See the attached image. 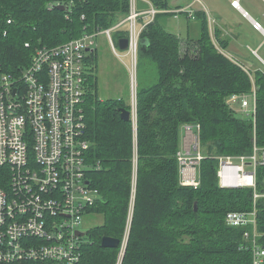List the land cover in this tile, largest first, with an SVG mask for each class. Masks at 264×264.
I'll use <instances>...</instances> for the list:
<instances>
[{
  "label": "trees",
  "instance_id": "1",
  "mask_svg": "<svg viewBox=\"0 0 264 264\" xmlns=\"http://www.w3.org/2000/svg\"><path fill=\"white\" fill-rule=\"evenodd\" d=\"M146 1L165 11L141 34L149 43L140 44V66L155 63L158 76L140 86L136 117L123 119L121 108L131 110V105L122 97L101 99L93 72L88 77V176L101 200L87 213L98 211L104 220L82 235V264L120 259V264H251V242L244 234L249 231L253 238L254 228L228 225L225 218L256 206V238L264 246V196L255 204L254 188L221 187L216 156L264 149V72L252 76L226 56L221 51L226 41L212 38L205 16L201 35L184 39L165 27L164 16L173 14L167 11L170 0H138L141 9ZM67 2L65 10L59 7ZM130 6L131 0H0V72L20 75L38 48L112 27L129 15ZM127 35L114 34L116 40ZM96 55L95 49L89 58ZM254 86L256 114L245 118L229 98L251 96ZM186 126L196 129L204 156L197 188L180 182L178 153ZM256 185L264 195V164L257 168ZM103 236L121 244L102 247Z\"/></svg>",
  "mask_w": 264,
  "mask_h": 264
},
{
  "label": "built area",
  "instance_id": "2",
  "mask_svg": "<svg viewBox=\"0 0 264 264\" xmlns=\"http://www.w3.org/2000/svg\"><path fill=\"white\" fill-rule=\"evenodd\" d=\"M146 2L148 6L141 9L137 0H131L129 15L112 27L38 48L20 75L0 72V264H82L83 239L77 232L83 231L88 210L101 200L99 189L88 176L90 142L84 103L92 67L89 57L99 33L106 34L115 54L121 55L117 50L120 38L115 41L114 32L127 24L129 44L123 55L131 57L134 70L141 34L158 14L157 8ZM63 5L68 6V2ZM233 5L238 6V1ZM183 13L195 18L192 5ZM254 27L262 29L257 21ZM131 82L134 91L133 75ZM229 102L253 109L256 86L250 98L235 94ZM133 104L136 106V96ZM255 114L256 110L252 111V116ZM178 156L181 184L197 188L204 157L199 134L193 133L190 144ZM216 158L221 187H252L255 204L264 196L256 191L264 149L255 146L251 155ZM131 219L132 214L129 225ZM225 220L231 226L254 228L251 264H264V246L257 241L255 231L256 206L251 211H230ZM244 235L250 237L249 231ZM127 239L128 231L120 258Z\"/></svg>",
  "mask_w": 264,
  "mask_h": 264
},
{
  "label": "crops",
  "instance_id": "3",
  "mask_svg": "<svg viewBox=\"0 0 264 264\" xmlns=\"http://www.w3.org/2000/svg\"><path fill=\"white\" fill-rule=\"evenodd\" d=\"M173 14L175 10L192 5L195 18L185 16L186 21L178 18L173 29L167 30L176 33L181 38H198L202 31V16L208 20L209 31L213 39L218 37L226 41V48L221 51L252 72H264V0H237L238 6L233 5L234 0H172ZM201 17H197V15ZM186 15V14H185ZM178 16V17H177ZM261 23L262 29L254 27V22ZM186 127L181 130V150L190 144L187 141Z\"/></svg>",
  "mask_w": 264,
  "mask_h": 264
},
{
  "label": "rangeland",
  "instance_id": "4",
  "mask_svg": "<svg viewBox=\"0 0 264 264\" xmlns=\"http://www.w3.org/2000/svg\"><path fill=\"white\" fill-rule=\"evenodd\" d=\"M169 4L170 7L173 8L174 5L172 0L169 1ZM189 8L190 5L179 10H189ZM183 12L184 11H181L180 15L184 14V16L180 20L186 21L187 24L188 21L186 20L185 16L187 17L188 14ZM177 20L178 18L174 17L173 14H168L163 18L165 27L169 30L173 29V26ZM117 31H126L128 33V25H123L121 29ZM94 48H96L97 55L95 57L92 56L89 58V62H91L92 65V67L89 69L91 70L90 72H93L95 75V82L98 81V95L101 99L122 97L132 107L135 96L137 102L138 90L140 86L151 85L157 81L158 72L155 63L151 61H143L144 63L142 66H140L141 62L139 59L136 68L135 90L133 91L131 83L133 70L132 60L129 55H123L126 50L121 49L117 44V50L121 53V55H116L108 37L104 33H99L97 35L96 45ZM247 96L250 98V95ZM233 106L240 116L252 118V106L248 107L246 110L241 107L240 103H235ZM186 132L188 135L187 141H190V139L193 137V133L196 132V129L193 131L188 129ZM103 220L104 215L102 213H98V211L95 210L91 211L85 215L81 229L83 231H88L90 228L102 224Z\"/></svg>",
  "mask_w": 264,
  "mask_h": 264
},
{
  "label": "water",
  "instance_id": "5",
  "mask_svg": "<svg viewBox=\"0 0 264 264\" xmlns=\"http://www.w3.org/2000/svg\"><path fill=\"white\" fill-rule=\"evenodd\" d=\"M59 7L63 10L66 9L65 5H63V4L59 5ZM140 43L142 45H146L149 43V40H148V38L143 37V38H141ZM128 44H129L128 38H120L119 39V47L121 49H123V50L127 49ZM121 117L125 120H130L133 118V111L126 109V108H121ZM102 201L105 202L104 199H102ZM196 208H197V205H196ZM77 233L81 236L86 234L85 231H78ZM120 244H121V240L118 238L111 237V236H103L102 237V241H101L102 247H105V248H113L114 247L115 248V247H118Z\"/></svg>",
  "mask_w": 264,
  "mask_h": 264
},
{
  "label": "bare ground",
  "instance_id": "6",
  "mask_svg": "<svg viewBox=\"0 0 264 264\" xmlns=\"http://www.w3.org/2000/svg\"><path fill=\"white\" fill-rule=\"evenodd\" d=\"M137 5L139 6V4H138V0H137ZM147 6H148V4H147ZM146 6V7H147ZM235 6V5H234ZM146 7H144V8H146ZM140 8V7H139ZM157 10H158V13H161V12H164L165 10H162V9H158L157 8ZM181 11H184V10H177L176 12H181ZM126 18V17H125ZM123 38H127V37H123ZM141 38H143V37H141ZM141 40V39H140ZM141 44V43H140ZM128 48V47H127ZM126 50V49H125ZM137 68V67H136ZM136 68L134 69V70H132V75L134 76V80L136 81ZM132 83V82H131ZM133 90V89H132ZM249 101V100H248ZM250 102V101H249ZM137 103V102H136ZM136 106H137V104H136ZM136 106H134V104H133V106H132V108H131V110L133 111V117L135 118L136 117ZM254 110H256V103H253V109H252V111H254ZM188 127L189 126H186V129L188 130ZM190 129H191V127H190ZM192 130V129H191ZM193 131V130H192ZM195 134V133H194ZM193 151H195V150H193ZM195 153V152H194ZM244 237L246 238V240L247 241H249V242H251V235H250V237H246L245 235H244Z\"/></svg>",
  "mask_w": 264,
  "mask_h": 264
}]
</instances>
